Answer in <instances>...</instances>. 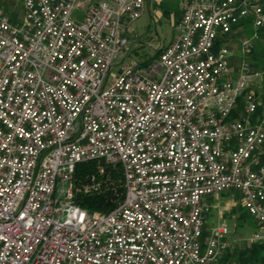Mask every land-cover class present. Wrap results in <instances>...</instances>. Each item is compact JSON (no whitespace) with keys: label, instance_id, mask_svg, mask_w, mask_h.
Segmentation results:
<instances>
[{"label":"built area","instance_id":"1","mask_svg":"<svg viewBox=\"0 0 264 264\" xmlns=\"http://www.w3.org/2000/svg\"><path fill=\"white\" fill-rule=\"evenodd\" d=\"M263 2L187 1L146 63L129 58L146 0H23L19 24L0 9V264H222L233 229L204 230L230 190L264 241L258 72L243 62L232 77L216 47L241 22L263 26ZM91 159L121 168L111 211L74 202Z\"/></svg>","mask_w":264,"mask_h":264},{"label":"rangeland","instance_id":"2","mask_svg":"<svg viewBox=\"0 0 264 264\" xmlns=\"http://www.w3.org/2000/svg\"><path fill=\"white\" fill-rule=\"evenodd\" d=\"M187 1L189 0H146L142 15L130 25L133 35L136 36L135 46L129 58L141 62L149 61L157 56L159 45L173 41L177 35V21ZM6 2L7 0H0V9L3 11ZM11 8L13 10L10 15L14 22L23 19L24 5L21 0L16 1ZM73 16L80 18L78 12H74ZM239 24L224 38L226 41H223L228 52L231 76L236 75L237 69L243 62L248 64L253 71L258 72V76L253 80V82L257 80V88L255 90L252 88V82L250 89L254 92L257 102L260 103L258 105L262 106L264 103V25L255 27L250 21ZM73 184L76 186L75 183ZM210 203V211L206 215V235L210 234L213 227L218 224H226L233 229L232 236L228 237L229 250L227 253L224 252L221 262L222 264H235V255L238 251L246 249L251 243L260 242L254 239V234L262 231V228L245 213L236 191H225L213 198Z\"/></svg>","mask_w":264,"mask_h":264},{"label":"trees","instance_id":"3","mask_svg":"<svg viewBox=\"0 0 264 264\" xmlns=\"http://www.w3.org/2000/svg\"><path fill=\"white\" fill-rule=\"evenodd\" d=\"M223 41L225 42L226 39H217L216 47H220ZM147 61L145 60L143 63ZM242 103L243 99L240 96L231 112V118L241 116ZM261 111L258 105L253 120L263 114L264 111L262 113ZM261 155L264 158V149ZM73 178V182L77 187L74 202L90 212L111 211L121 204L124 199L123 174L118 166L107 165L102 160H85L77 164ZM243 209L251 217L244 207ZM204 234H206L205 230ZM228 250L229 248L226 253ZM235 264H264V241L251 243L246 249L238 251L235 255Z\"/></svg>","mask_w":264,"mask_h":264},{"label":"crops","instance_id":"4","mask_svg":"<svg viewBox=\"0 0 264 264\" xmlns=\"http://www.w3.org/2000/svg\"><path fill=\"white\" fill-rule=\"evenodd\" d=\"M16 1H19V0H7L6 2V7L4 9V12L7 14V16L9 17V20L11 23L13 24H17V23H20V21L22 20V18L20 20H18V22H14L13 18L11 17L10 13L12 14V10L13 8H11L12 6H14V4L16 3ZM23 2V0H21ZM136 43V42H135ZM254 86V87H253ZM252 88L255 90L257 88V80H255L253 83H252ZM259 103V102H258ZM260 104V103H259ZM260 109L262 110L261 113L264 111V103L262 104V106H260ZM253 122H256V119L253 120ZM263 147L261 148V151L263 152Z\"/></svg>","mask_w":264,"mask_h":264},{"label":"bare ground","instance_id":"5","mask_svg":"<svg viewBox=\"0 0 264 264\" xmlns=\"http://www.w3.org/2000/svg\"><path fill=\"white\" fill-rule=\"evenodd\" d=\"M10 264H18V260H10Z\"/></svg>","mask_w":264,"mask_h":264}]
</instances>
